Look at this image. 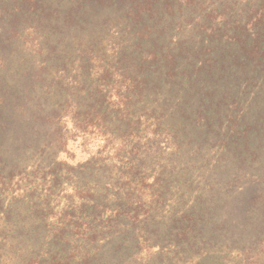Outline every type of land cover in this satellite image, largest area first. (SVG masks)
Returning <instances> with one entry per match:
<instances>
[{"label": "trees", "instance_id": "obj_1", "mask_svg": "<svg viewBox=\"0 0 264 264\" xmlns=\"http://www.w3.org/2000/svg\"><path fill=\"white\" fill-rule=\"evenodd\" d=\"M244 8L254 14L243 25ZM0 38V258L4 251L19 264H116L146 242V264H155L164 254L192 257L205 232L226 234L207 229L208 201L182 210L172 232L159 230L163 220L156 227L153 214L186 164L192 128L211 124L216 98L207 88L227 80L230 47L264 71V0H0ZM16 69L24 88L12 81ZM71 131L83 147L97 146L83 180L52 153L43 165L51 136L60 143ZM36 159L44 163L27 172ZM68 180L76 181V203L52 220L49 199ZM255 184L264 188V174ZM241 200L260 217L232 242L264 247V196ZM233 245L240 256L250 250Z\"/></svg>", "mask_w": 264, "mask_h": 264}, {"label": "rangeland", "instance_id": "obj_2", "mask_svg": "<svg viewBox=\"0 0 264 264\" xmlns=\"http://www.w3.org/2000/svg\"><path fill=\"white\" fill-rule=\"evenodd\" d=\"M255 3L256 1L252 4L255 5ZM253 14L251 8H244L243 25L250 22ZM0 44H2L1 41ZM230 48L231 54L225 70V75L228 74L229 79L220 82L217 89L213 86L207 88V93L213 92V97L216 98L211 102L214 107L209 106L215 110L209 118L211 124L206 127L197 124L192 128L194 141L189 138L185 143L188 148L182 157L186 164L179 163L178 168L173 171L171 181L165 183V186L169 188L163 207L159 213L153 214V217L159 216L155 223L156 227L159 226L158 222L163 220L160 222L159 230L163 227L165 231L172 232L181 222V217L184 215L181 213L182 210L189 208L193 202L208 201L211 204L209 205L210 214L207 216H212V219L207 229L214 227L213 230L217 233L216 231L220 228L226 234H219L216 238L217 235L212 236L211 232H205L202 235L206 240L205 246L195 250L192 257L176 259L164 254L155 264H264V247L252 241L248 243L245 239L239 243L232 242L234 238L240 236L239 233L244 230L243 227L248 232L251 231L252 219L260 217L257 211L248 213L251 207H246L241 197L259 196L262 199L264 196V188L255 184L257 178L264 174V71L255 70V65L249 64L247 52L242 47L233 45ZM17 71L16 69V72H10L12 81L16 84V81L20 80L24 88L28 84L26 77H22L23 71ZM250 83L254 87H250ZM243 125H246V128L239 129ZM254 125H259V133L251 131ZM67 128L71 130L72 124L69 123ZM56 138L58 137L51 136L54 142L53 147L46 148L42 153V156L48 157L43 165H48L54 158L57 163L67 166V169H71L70 172L74 171V174L83 180V165L88 163L97 152L95 141L91 140L87 146L83 147V139L75 131L68 132L66 141L57 143L54 141ZM258 154H260L258 160L252 161ZM248 161L251 162L248 163ZM42 163L44 162H41V159H36L27 162L24 167L27 172H31ZM149 173L153 177L157 175L154 171ZM186 175L188 180L184 179ZM152 182L150 180L147 184ZM75 184V180H68L53 191L48 208L52 214V220L69 207L70 201L76 203L77 198L71 199ZM45 186L49 187L47 184ZM15 195L16 192L8 194L7 201ZM197 198H199L198 201ZM254 207L258 209L259 205ZM142 236L143 233L139 232L137 237L142 238ZM143 241L145 242V239ZM233 244H247L246 250L249 248L250 250L246 252V255L240 256L239 251L230 247L234 246ZM72 245L71 243V246L63 248L66 255L72 250ZM147 245L146 242L143 244L137 242L130 253L132 255L134 251L137 252L133 255V260L127 255L116 264H146ZM221 245L223 248L220 247ZM60 247L57 244L51 246L50 252L54 255ZM227 247L230 250H226ZM158 250V247H153L151 253ZM1 255L3 257L0 258V264H19L17 259L8 256L4 251ZM78 263L75 261V264Z\"/></svg>", "mask_w": 264, "mask_h": 264}]
</instances>
